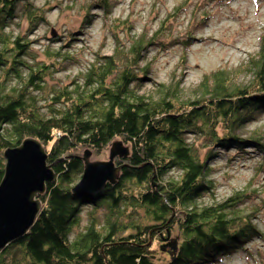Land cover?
<instances>
[{"label": "trees", "instance_id": "1", "mask_svg": "<svg viewBox=\"0 0 264 264\" xmlns=\"http://www.w3.org/2000/svg\"><path fill=\"white\" fill-rule=\"evenodd\" d=\"M40 10L30 0H0V181L2 153L27 138L41 144L54 174L38 198L32 226L0 252V264H214L257 236L250 222L255 212L242 214L250 210L226 202L198 207L196 200L209 188L206 162L218 150L241 151L247 144L264 155V134L248 131L264 115V42L251 59L249 84L218 72L192 101L166 93L150 98L135 88L146 73L139 67L148 42L141 39L126 51L97 57L78 83L55 89L49 103L39 105L44 78L55 63L71 59L66 51L44 49L40 60L29 42L12 35L18 16L27 19L28 32L46 22ZM190 135L209 145L202 159L188 143ZM108 148L114 181L92 196L73 193L83 158ZM172 170L177 179L168 175ZM88 209L102 210L106 223L89 216L87 227L72 237ZM170 238L177 242L176 258L160 262L158 245Z\"/></svg>", "mask_w": 264, "mask_h": 264}, {"label": "rangeland", "instance_id": "2", "mask_svg": "<svg viewBox=\"0 0 264 264\" xmlns=\"http://www.w3.org/2000/svg\"><path fill=\"white\" fill-rule=\"evenodd\" d=\"M30 3L41 9L37 14L43 15L46 22L28 32L27 19L18 16L12 20V35H20L29 42L40 60L44 49L66 51L71 58L55 63L57 69L44 78L45 94L40 99L45 101L40 100L39 105H47L55 89L78 83L84 69L97 57L126 51L141 39L148 42L139 67L146 69V73L135 88L150 98L166 93L182 102L192 101L201 95L202 83L206 79L211 81L218 72L230 75L240 86L249 84L253 78L251 59L258 56L264 42V0H30ZM67 64V70L61 71ZM40 111L49 113L46 108ZM253 129L264 134V115L248 127V131ZM187 140L198 149L201 159L210 148L202 146L204 141L192 135ZM230 149L218 150L217 156L206 162L211 169L205 177L209 188L196 204L208 207L226 202V206L235 205L234 209L250 210L242 214L255 212L250 222L260 235L214 264H264V155L247 148V144L241 151ZM108 157L109 148L87 159L96 163L106 162ZM168 175L177 179L179 173L172 170ZM237 194L246 195L241 203L227 202ZM101 211L83 210L79 229L73 230L72 237L87 227L89 216L105 224L106 215ZM171 242L170 238L168 243H159L160 262L176 258V251L168 247Z\"/></svg>", "mask_w": 264, "mask_h": 264}, {"label": "water", "instance_id": "3", "mask_svg": "<svg viewBox=\"0 0 264 264\" xmlns=\"http://www.w3.org/2000/svg\"><path fill=\"white\" fill-rule=\"evenodd\" d=\"M2 158L0 252L32 226L41 208L38 198L54 177L46 164V153L35 139L27 138L17 147L6 149ZM83 163L82 174L72 189L73 193L92 196L100 192L105 183L114 181L117 169L113 166L112 150L106 162L93 163L84 157ZM168 247L175 252L176 241L173 240Z\"/></svg>", "mask_w": 264, "mask_h": 264}]
</instances>
